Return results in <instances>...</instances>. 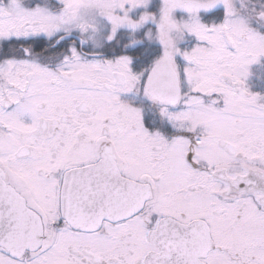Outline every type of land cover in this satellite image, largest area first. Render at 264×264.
I'll list each match as a JSON object with an SVG mask.
<instances>
[{
  "label": "snow or ice",
  "instance_id": "obj_1",
  "mask_svg": "<svg viewBox=\"0 0 264 264\" xmlns=\"http://www.w3.org/2000/svg\"><path fill=\"white\" fill-rule=\"evenodd\" d=\"M0 264H264V0H0Z\"/></svg>",
  "mask_w": 264,
  "mask_h": 264
}]
</instances>
